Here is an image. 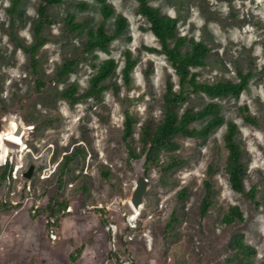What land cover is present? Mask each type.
<instances>
[{"label": "rangeland", "instance_id": "obj_1", "mask_svg": "<svg viewBox=\"0 0 264 264\" xmlns=\"http://www.w3.org/2000/svg\"><path fill=\"white\" fill-rule=\"evenodd\" d=\"M107 1L129 26L106 52L84 50L88 29L104 24L108 32L114 31L115 16L104 20L99 0H64L50 7L55 22L42 32L46 42L36 53V74L30 54L17 42L28 47L36 41L39 0H0V264H75L70 254L98 239L101 246L93 264H263L264 0H148L179 20L180 34L211 47L208 64L192 68L200 81H239V71L252 77L239 98L187 93L180 114L187 107L197 110L215 101L225 124L204 139L179 135L176 150H163L150 162L146 159V175L155 181L138 217L129 198L135 186L134 162L144 155L136 159L130 152H139L143 123L163 118L167 83L178 90L179 77L163 53L145 49L160 44L138 13L137 0ZM79 3L90 8L82 9ZM68 14L83 24L75 33L65 25ZM127 49L137 59L129 84L122 74ZM77 57L81 59L76 71L56 82L63 63ZM109 58L119 67L105 80L107 89L99 97L71 104L62 96L72 83L78 86L76 94L83 96L98 65ZM38 79L45 86L38 87ZM244 107L258 125L245 121ZM127 113L136 123L132 137L125 141ZM228 121L238 126L236 140L246 162L245 191L255 189L254 197L231 187L226 172ZM82 148L92 157L85 161L80 155L64 168L65 156ZM7 156L16 169L5 179L2 164ZM31 164L36 169L29 182L23 173ZM206 181L212 184L213 203L202 215ZM33 204L40 205L35 214ZM69 205L75 212L58 218L60 232L51 237L48 215H58ZM231 206L240 207L243 219L226 224L223 218ZM64 217L75 224L64 228ZM108 224L114 228L107 229ZM238 240L256 250L251 263ZM24 244L26 249L20 250Z\"/></svg>", "mask_w": 264, "mask_h": 264}, {"label": "trees", "instance_id": "obj_2", "mask_svg": "<svg viewBox=\"0 0 264 264\" xmlns=\"http://www.w3.org/2000/svg\"><path fill=\"white\" fill-rule=\"evenodd\" d=\"M64 0H39L37 7V20L35 25L36 41L32 46H24L17 42L26 52L30 54L33 71L37 74L38 59L36 53L40 49L46 39L42 36V32L47 25L55 22L50 14V7L55 4H60ZM101 3V14L104 20L115 16L114 31L108 32L104 24H100L97 28H90L87 30V40L85 43V51L90 52L95 49L108 51L109 45L112 41L122 36L127 30L129 23L123 14H117L115 8L107 0H99ZM139 3L138 13L145 17L150 24V30L159 41L160 48L144 46L145 49L163 53L171 62L175 72L179 77V89L176 90L172 82L167 83L166 91V110L163 118L155 123L152 120H147L143 123L139 133V152L134 149L131 150L133 158H141L146 153L148 154V162L157 158L161 151H172L178 148L176 137L179 135L204 139L211 135V133L218 127L225 124V118L221 112V106L218 102L211 101L200 109L187 107L181 114L178 108L187 100V93H204L213 98H239L243 91L247 88L252 74L250 72H238L239 81L219 80L213 83L202 82L199 80V73L192 71V68L203 67L208 64V59L211 56V47L203 41L197 40L193 37L182 35L179 31V20L170 14L163 13L159 7H155L149 3L148 0H137ZM18 2L13 4V9L16 10ZM80 8L89 9L88 3H79ZM65 25L69 32L75 33L83 27V24L76 19L74 14H68L65 18ZM81 57L67 60L58 69L54 80L56 82L64 81L69 74L76 71V67ZM125 64L122 69L123 79L126 84L130 83L132 71L137 63V59L133 53L127 49L124 51ZM119 63L109 58L102 61L94 75L90 79V86L83 96H78V86L75 83L69 84L62 96L66 98L69 103L75 104L82 98L99 97L103 91L107 89L104 83L106 79L114 76L118 70ZM38 87L45 86V83L38 79ZM245 121L258 125L256 117L249 113L248 107L242 109ZM205 123L196 128L193 123L197 121H204ZM136 119L129 113L125 116L123 138L128 141L134 133V125ZM225 143L228 148V163L226 172L229 176L231 187L234 191L241 194H248L254 197L255 189L246 193L244 177L246 175V162L243 159V150L236 140L238 126L234 121L226 122ZM15 131L19 125L15 122ZM15 134L13 137L15 139ZM13 142V141H12ZM80 155L84 160L92 157V153L82 148L81 152H73L71 155L65 156L63 167L69 165L70 162L75 161ZM3 177L5 179L15 171L14 163L9 156L6 157L2 164ZM65 168V167H64ZM206 194L202 200L201 213L206 215L213 201L211 195L213 192L210 181L205 182ZM185 193V191L183 192ZM184 197V195H181ZM1 201V200H0ZM1 202L2 204L5 203ZM50 213L52 209L50 208ZM243 219V212L238 206H231L228 212L224 215L223 222L226 224L234 223L237 220ZM238 247L250 258L248 262L251 263V256L256 254V250L244 243L242 240L237 241ZM264 264V263H263Z\"/></svg>", "mask_w": 264, "mask_h": 264}, {"label": "water", "instance_id": "obj_3", "mask_svg": "<svg viewBox=\"0 0 264 264\" xmlns=\"http://www.w3.org/2000/svg\"><path fill=\"white\" fill-rule=\"evenodd\" d=\"M148 154L146 153L141 160L134 162V167L136 171L135 176V186L129 198L130 205L132 209L136 211H141L144 203L146 202V194L150 188V186L155 181L154 178H149L145 172V162ZM36 169L35 164H31L28 169L23 173V176L26 179H32L34 176V171Z\"/></svg>", "mask_w": 264, "mask_h": 264}, {"label": "crops", "instance_id": "obj_4", "mask_svg": "<svg viewBox=\"0 0 264 264\" xmlns=\"http://www.w3.org/2000/svg\"><path fill=\"white\" fill-rule=\"evenodd\" d=\"M69 216H73V215H69ZM64 219H65V222L63 224L64 228H69V226H71L72 224H75L74 223L75 221L72 218L66 220L67 217H64ZM26 222H28L27 219H26ZM86 229H88V227ZM95 242L96 243H94L93 245L84 244V243L81 244V246L78 247L74 253L70 254L71 261H73L75 264H93L95 261L96 252L99 250V249L97 250L96 248H100L101 246V244L98 243V242H101L99 241V239L96 240ZM25 249H26V244H24V246L20 250H25Z\"/></svg>", "mask_w": 264, "mask_h": 264}, {"label": "built area", "instance_id": "obj_5", "mask_svg": "<svg viewBox=\"0 0 264 264\" xmlns=\"http://www.w3.org/2000/svg\"><path fill=\"white\" fill-rule=\"evenodd\" d=\"M47 175V174H46ZM46 175H44V177H47ZM29 182H30V180L29 179H27ZM28 189L30 190L31 189V187L28 185ZM39 207H40V205L39 204H33L32 205V210H31V212L33 213V214H35V213H37V210L39 209ZM94 206L93 205H88L87 206V208H93ZM74 209H75V207L73 206V205H69V206H67L66 208H62L61 210H60V212L58 213V215H51V214H49L48 215V219H47V221H48V224H49V228H48V233H49V235L51 236V237H54L55 235H57L58 233H59V227H58V225H59V220H58V218L59 217H62L63 218V216L65 215V214H69V213H73V212H75L74 211ZM84 213H86V208L84 209ZM131 226L132 227H134L133 225H132V223H131ZM114 228V226L112 225V224H108V226H107V229H113ZM117 264V263H116ZM121 264H127V263H125V262H122Z\"/></svg>", "mask_w": 264, "mask_h": 264}, {"label": "bare ground", "instance_id": "obj_6", "mask_svg": "<svg viewBox=\"0 0 264 264\" xmlns=\"http://www.w3.org/2000/svg\"><path fill=\"white\" fill-rule=\"evenodd\" d=\"M134 212H135V215L138 217L140 211H136V210H134Z\"/></svg>", "mask_w": 264, "mask_h": 264}]
</instances>
